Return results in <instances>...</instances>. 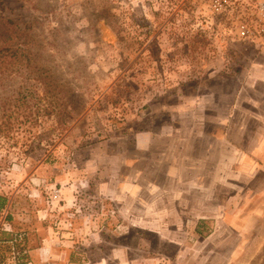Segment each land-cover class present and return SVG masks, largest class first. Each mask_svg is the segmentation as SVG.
<instances>
[{"label":"rangeland","instance_id":"obj_1","mask_svg":"<svg viewBox=\"0 0 264 264\" xmlns=\"http://www.w3.org/2000/svg\"><path fill=\"white\" fill-rule=\"evenodd\" d=\"M208 3L2 0L33 42L0 59V264H228L214 230L158 229L141 218V187L122 186L134 135L171 132L179 101L215 133L237 85L254 81L235 28L211 21ZM243 258L264 264V251Z\"/></svg>","mask_w":264,"mask_h":264},{"label":"crops","instance_id":"obj_2","mask_svg":"<svg viewBox=\"0 0 264 264\" xmlns=\"http://www.w3.org/2000/svg\"><path fill=\"white\" fill-rule=\"evenodd\" d=\"M238 44L241 58L253 62L254 81L237 85L232 109L222 114L226 126L199 132L195 107L182 110V102L175 103L171 132L133 136L124 159L126 176L129 170L131 176L120 183L141 187V218L163 220L153 222L156 228L178 234L183 225L196 239L214 230L211 248L228 264L240 262L249 251H264V44ZM212 106V101L206 106L207 116Z\"/></svg>","mask_w":264,"mask_h":264},{"label":"built area","instance_id":"obj_3","mask_svg":"<svg viewBox=\"0 0 264 264\" xmlns=\"http://www.w3.org/2000/svg\"><path fill=\"white\" fill-rule=\"evenodd\" d=\"M208 5L216 25L235 28L239 41L264 44V0H209Z\"/></svg>","mask_w":264,"mask_h":264},{"label":"trees","instance_id":"obj_4","mask_svg":"<svg viewBox=\"0 0 264 264\" xmlns=\"http://www.w3.org/2000/svg\"><path fill=\"white\" fill-rule=\"evenodd\" d=\"M1 4L2 0L0 6ZM32 42V36L27 30L21 31L14 21L0 14V59L15 57L18 54L26 56ZM6 203L7 199L0 197V211L5 208Z\"/></svg>","mask_w":264,"mask_h":264}]
</instances>
